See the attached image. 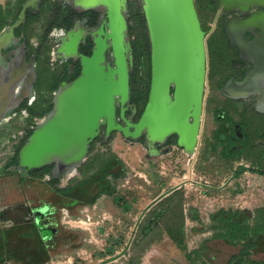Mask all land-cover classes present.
<instances>
[{"label":"rangeland","instance_id":"rangeland-1","mask_svg":"<svg viewBox=\"0 0 264 264\" xmlns=\"http://www.w3.org/2000/svg\"><path fill=\"white\" fill-rule=\"evenodd\" d=\"M129 1H135L141 10V0ZM194 1L208 32L221 28L213 22L211 3ZM18 2L0 0V5L10 13ZM48 18V13L40 14L27 27L28 41L37 43L43 39ZM216 30L212 34L214 41L220 40ZM132 38L128 35L129 42ZM50 39L46 35L44 42L50 45ZM214 47L210 52L207 49L201 125L191 153L175 146L170 151L151 153L134 137L113 132L106 142H101V137L95 140L85 160L67 174L53 175L50 168L43 177L33 178L18 164L8 169L3 165L14 155L26 131L44 116L30 118L27 111L19 108L8 113L0 124V264H226L237 247L211 237L214 227L225 223L220 217L229 216L231 222L246 218L252 225L258 209L264 207V176L249 170L264 169V146L256 142L264 140L259 135L264 127L253 108L234 103L222 93L232 53L227 44L224 53H218L216 44ZM130 69L134 72V66ZM250 112L252 119L247 128L239 130L241 139L246 136L248 147L238 152L233 123ZM111 153L121 162L111 160L117 176L96 173L99 161L90 163V157L97 154L105 159ZM88 173L95 175L71 194L57 193L49 184L56 179L57 187H73L79 179L90 177ZM101 188L103 192L98 193ZM93 196L94 208L88 209L93 223L88 229L65 222L84 218V206ZM37 208L48 209L40 219L49 232L43 247L21 235L27 229L31 231ZM63 209L71 215H65ZM170 231L181 238L184 250L173 242ZM250 258L264 260L263 234L257 238V248Z\"/></svg>","mask_w":264,"mask_h":264},{"label":"water","instance_id":"water-1","mask_svg":"<svg viewBox=\"0 0 264 264\" xmlns=\"http://www.w3.org/2000/svg\"><path fill=\"white\" fill-rule=\"evenodd\" d=\"M37 1L27 0L17 19L2 29L0 50L13 38V29L24 19L25 9ZM64 1L78 10L103 8L108 20L107 31L102 32L103 37H93L90 56L80 57L78 76L69 83H62L52 93L51 109L19 148L17 166L25 171L52 165V174L62 175L79 166L100 124L114 128V106L128 99L126 0ZM220 1L224 9L236 6L243 11L248 4L264 7V0ZM141 10L150 48L148 98L138 122L128 124L133 131L128 132L127 127L118 129L131 137L145 130L150 141H161L175 133L182 144L190 129L192 134L200 131L209 33L201 29L193 0H141ZM225 27L232 44L240 48L241 56L253 66L242 80H229L221 91L228 97L258 94L256 109L264 112V12L246 19L229 20ZM252 27H257L259 32L251 42H246L242 34ZM75 39L70 37V43ZM108 46L112 50V65L106 64L104 59ZM71 49L74 51L73 44ZM128 57L131 61V54ZM10 69L1 80L0 118L13 108L14 88L26 72L21 62L11 65ZM190 117L192 124L188 121Z\"/></svg>","mask_w":264,"mask_h":264},{"label":"flooded vegetation","instance_id":"flooded-vegetation-1","mask_svg":"<svg viewBox=\"0 0 264 264\" xmlns=\"http://www.w3.org/2000/svg\"><path fill=\"white\" fill-rule=\"evenodd\" d=\"M26 1L27 0L23 1V3L21 4V8H22V5ZM46 1L47 0H38L34 6H29L25 9L24 19L13 29V38L11 39L9 44H7L4 48L0 50V87H1L2 77L5 76V73H7V71L10 73L11 65L17 62H21V64L24 65L26 68L24 69V71L26 72L22 75L20 79V83L16 85L14 88L15 89L14 91L16 94L12 101L11 107H14L16 104L17 105L14 108L8 109L2 115V117L0 118V124L6 118L9 112H13L18 108L20 110L26 111L25 109L21 108V105L23 103H26L27 105L33 103L35 99L34 93H36L37 87L41 85H46L47 87H50L56 82H57V87H58L62 83L66 84V83L71 82L72 80H67V77L65 76L62 79L60 78L63 75L70 76L75 71L76 67L79 68L78 70V74H79L80 57L90 56L92 52V48L94 46L93 37L94 36L103 37V35H101L102 32L107 31L106 24L108 20H107L105 10L103 8L78 10L71 3H67L64 0H48V2L51 5L50 9H51L52 16L50 19H48L46 28L44 29V31L49 27L46 35L52 37V39H50V45L47 42L40 43V41H38L37 43H31L30 41L27 40V35L25 31L19 30L20 32L17 33V28L25 24L26 10H29L30 13L35 14L40 10L42 5H45ZM208 2H210L214 8L215 15H214L213 22L218 23L222 26L223 33L228 41L227 47H230V50L232 51V52L229 51L230 55L232 53V57L229 59L230 73L228 77L225 79V81L223 82V85L229 80L240 81L244 78L246 71L252 68L253 64L250 60L245 59L241 56L240 48L237 45L232 44L231 39H229V37L227 36L225 26H226L227 21L229 20H235L237 18L246 19L252 16L253 14L263 13L264 7L248 4L246 8L242 11L239 7H236V6H232L231 8L224 9L223 4L221 3L220 0H208ZM87 11L95 12L96 15H95L94 20H92L91 15L85 14ZM63 12L68 13L69 18L72 19V24L68 28L57 27L56 25H53L55 16L58 13H63ZM18 14H17V17H18ZM124 18L126 21V33H127V18H128L127 5H126V14L124 15ZM16 19H14V21ZM8 25L4 26L2 29L7 27ZM2 29H0V32L2 31ZM216 29L217 27L207 32L209 33L208 37L209 35H212ZM258 32H259V29L257 27H252L250 31H244L242 34V37L244 41L251 42ZM73 34H76V36ZM70 37L71 38L73 37L76 39L72 43H70ZM106 42L108 43L109 41L107 40ZM89 43H90L89 53L86 54L85 53L86 46ZM126 43L129 46V50L125 55L126 63L128 65V71H127L128 99L124 103L122 104L116 103L114 106V116H113L114 128L109 129L106 123L100 124L97 134L93 139L97 137L98 138L101 137L102 140L106 142L109 140L113 132H118L123 137H131V136H125L123 132L120 131L118 128L127 127L128 132H132L133 128L129 127L128 124H135L138 122L144 110L145 104L147 102L149 88H148V92L146 95L145 103L140 112L138 111V108L136 107V105L131 103L129 100L130 81H131V77H130L131 69L130 68L132 66L133 58H131V61H130L128 57V54H131V47H130V42L128 41V38H126ZM72 44L74 46V51L71 49ZM45 46L48 47L47 54L49 56L39 57L38 53L41 50H44ZM104 59H105L106 64L112 65L113 58H112V50L110 46H108L104 51ZM41 70L44 71L43 75L40 73ZM29 71L30 73L27 74ZM26 75H32V78L30 81L32 97H30V95H25L22 99L19 100V97L21 95V88H22L21 86H23L24 84L26 85V83H28V79ZM149 84H150V80H149ZM171 93H172V88H170V94ZM229 98L232 99V102L237 103L245 108H250V109L253 108L254 112L257 113V115L259 116L257 117V120L260 122L262 121L261 122L262 124L264 123V112H259L256 109L258 98H259L258 94H248L245 96L229 97ZM250 114L251 115H248V117L240 116L238 121L233 123L232 129L235 134V136L233 137L235 148L241 147L244 142L247 143L246 136L244 137V139H241L242 138L241 132L239 130L243 128H247L249 119H252L250 118L252 117V112H250ZM188 121L190 124H192L193 118L190 117ZM198 134H199V131L196 132L195 134H192V131L190 129V134L188 138L182 144H180L179 137L175 133L168 134L161 141H158V140L150 141L148 140L146 136L145 130H142L134 138L136 139L138 143H140L144 147L145 146L149 147L148 149H150L151 153H157L160 149L164 151H170L172 146H175L176 148L180 149V151H183L185 153H191L196 147ZM259 135L264 136V130H261L259 132ZM93 139L89 143L87 155L89 153V148L91 147V143L93 142ZM256 142L264 146L263 139L257 140ZM49 166H51V168L53 169L52 165H49ZM9 167H7L6 169H8ZM42 208H46V207L44 206ZM42 208H37L35 210L36 215L33 218V222L31 225V231L30 230L28 231L27 229L25 231V235L21 233V235L26 236V238L28 237L30 239L31 238L34 239V241H36L37 245L40 247H43V243H42L43 239L49 235L48 234L49 232L47 233L48 230L46 231V228H44L42 226V223L40 222V219H43V217L47 215L48 209L47 210L44 209V211H42ZM66 211L67 213L71 214L70 211L68 210ZM9 241L12 242L10 238H9Z\"/></svg>","mask_w":264,"mask_h":264},{"label":"trees","instance_id":"trees-1","mask_svg":"<svg viewBox=\"0 0 264 264\" xmlns=\"http://www.w3.org/2000/svg\"><path fill=\"white\" fill-rule=\"evenodd\" d=\"M24 0H19L18 4L16 5L15 9L12 10V12L9 13V10L6 11V13L9 15V18L7 19V14L5 13V10L3 11V7L0 5V29H2L4 26L12 23L14 19H16L17 14L21 8V4ZM127 10H128V18H127V33L128 35L132 36L133 38L130 41V47H131V54H132V67L134 66V72L130 74L131 81H130V97L129 100L131 103L136 105L138 108V111L140 112L142 110V107L146 100V95L149 88V80H150V48H149V40L145 25V19L144 15L141 12L140 8L136 4L135 1H129L127 0ZM194 6L196 9V13L200 22L201 29L207 33L208 28H206L201 19V15L199 12V9L194 1ZM51 5L48 2V0L45 2V5H42L40 10L32 14L29 10H26V21L24 25H21L19 28H17V33H19L21 30H26L27 27L33 22L37 21L40 14H49V18H51ZM85 14L91 15L92 20L95 18V12L94 11H87ZM63 20V21H62ZM64 22V23H63ZM72 24V19L69 18L68 13H58L54 18L53 25H56L57 27H64L68 28ZM49 28V27H48ZM48 28L44 32L43 39L40 40V43L44 42V39L46 38V34L48 31ZM20 30V31H19ZM220 34V40H216L215 42L213 39V36L209 38V41L207 43L208 52H210V48H216L214 47L215 44L219 46V52L218 53H224L225 52V44L228 45V41L223 33L222 26L221 28L216 30ZM27 36V40H28ZM218 39V38H217ZM46 42V41H45ZM44 42V43H45ZM89 46L90 43L87 44L85 53H89ZM212 50V49H211ZM48 47L45 46L44 50H41L38 54L39 57H46ZM214 51V50H213ZM214 53L213 55H216L217 53ZM212 55V56H213ZM140 68V71L138 70ZM79 68L76 67L75 71L70 75L66 76L63 75L60 79L67 77V80H73L78 75ZM142 70V71H141ZM139 72V73H138ZM59 79V80H60ZM57 87V82L53 84L50 87H47L46 85H41L37 87L36 93H35V99L32 104H26L23 103L21 105L22 109H25L27 111V114L30 118L35 117H42L44 116L52 107L51 98L52 93ZM260 126H264V123H259ZM32 129H28L23 136V138L20 141L18 149L15 150L14 155L11 156V158L3 165L4 168H7L9 166H14L17 164V153L21 145L24 143L26 138L31 134ZM100 139V138H99ZM98 137L93 139V142L91 143V147L89 148V153L91 152L93 143L95 140H99ZM101 142L103 141L102 138L100 139ZM247 143L244 142L241 147H238V152H243L246 149ZM112 154V153H111ZM116 161V164H121L119 157L112 154L111 157H107L105 159L98 158V155L94 154L92 157H90V163L93 161L98 160V167L97 172H103L105 174L113 173L115 176H117V172L114 170L115 163H111V160L113 159ZM89 163V164H90ZM88 164V163H87ZM86 165V164H85ZM51 166H44L37 169H32L28 171V174L33 178H40L43 177L44 174H46L50 170ZM249 170L253 173H257L264 176V169L263 168H254L250 167ZM79 171L82 173L84 170L80 167ZM119 174V172H118ZM79 179L75 183L73 187L68 186L67 188H61L57 187V181L56 179L49 182L51 186H53V189L57 193H72V191H76V189H79L81 186H83V183H86L88 180H90L95 174L94 173H88V176ZM82 183V184H81ZM86 189V188H85ZM86 191V190H85ZM102 188L98 193H102ZM84 193V192H83ZM78 198H83V195ZM96 197L93 196L89 202L93 203ZM219 218V217H218ZM229 216L227 217H220L219 219L222 221H225L224 224H221L220 226L214 227V234L212 235V239H220L234 247H237V252L230 255L229 259L227 260L226 264H264V260H253L250 258L252 252L254 249L257 248V238L263 234L264 236V207L258 209V214L256 215V218L254 220V223L252 225L247 223L246 218L241 219L238 222H231L229 221ZM169 236L173 240V242L180 247L182 250H184V245H182V240L180 237H178L175 234H172L173 232H168Z\"/></svg>","mask_w":264,"mask_h":264},{"label":"built area","instance_id":"built-area-1","mask_svg":"<svg viewBox=\"0 0 264 264\" xmlns=\"http://www.w3.org/2000/svg\"><path fill=\"white\" fill-rule=\"evenodd\" d=\"M62 212L65 214V215H67V216H69L70 214L69 213H67V211H64V210H62ZM63 214V215H64ZM103 218H106L105 217V215H104V217ZM92 217L90 216V215H85L84 216V218H81V219H69L68 221H65V222H68L69 224H72V225H75V226H80V227H82V228H87V226L88 225H90L91 226V224L93 223L92 222ZM89 226V227H90ZM88 227V228H89ZM87 228V229H88Z\"/></svg>","mask_w":264,"mask_h":264},{"label":"bare ground","instance_id":"bare-ground-1","mask_svg":"<svg viewBox=\"0 0 264 264\" xmlns=\"http://www.w3.org/2000/svg\"><path fill=\"white\" fill-rule=\"evenodd\" d=\"M4 73V72H3ZM30 71L27 73L29 74ZM7 73H5V76H6ZM27 76V79H28V83H26V85L24 84L23 86H21V95L19 97V100L22 99L25 95H30L31 94V86H30V81H31V78H32V75H26ZM4 77V76H3ZM17 105V104H16ZM15 105V106H16ZM14 106V107H15ZM13 107V108H14Z\"/></svg>","mask_w":264,"mask_h":264},{"label":"crops","instance_id":"crops-1","mask_svg":"<svg viewBox=\"0 0 264 264\" xmlns=\"http://www.w3.org/2000/svg\"><path fill=\"white\" fill-rule=\"evenodd\" d=\"M89 204H90V206H88ZM93 204H94V202H93V203H90V202H89V203L86 204V206H84V210L86 211V214H85V215H87V214L89 215V214H90L88 209H89L90 207H91V209L94 208ZM92 206H93V207H92ZM64 209H65V208H64ZM64 209H63V210H64ZM103 213H104V212H103ZM70 215H71V214H70Z\"/></svg>","mask_w":264,"mask_h":264}]
</instances>
